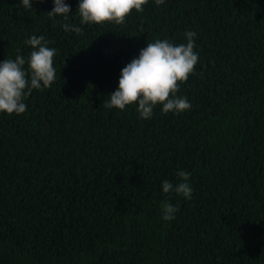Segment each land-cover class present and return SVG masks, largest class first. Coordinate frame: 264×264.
<instances>
[{"label": "trees", "instance_id": "1", "mask_svg": "<svg viewBox=\"0 0 264 264\" xmlns=\"http://www.w3.org/2000/svg\"><path fill=\"white\" fill-rule=\"evenodd\" d=\"M65 3L66 19L53 0H0V63L27 70L33 35L56 50L52 86L0 113V264H264V0H148L99 25ZM189 31L190 110L104 107L147 43ZM179 171L191 199L162 191Z\"/></svg>", "mask_w": 264, "mask_h": 264}, {"label": "clouds", "instance_id": "2", "mask_svg": "<svg viewBox=\"0 0 264 264\" xmlns=\"http://www.w3.org/2000/svg\"><path fill=\"white\" fill-rule=\"evenodd\" d=\"M23 5L31 9L32 0H22ZM54 7L47 13L50 17L69 15L70 6L65 0H53ZM148 0H79L78 14L83 24H102L115 22L122 24L125 18L135 9L143 11ZM157 6L163 5L165 0H155ZM65 31L79 33L81 27L63 25ZM196 32L185 33L186 44L173 45L167 40L157 39L147 43L140 50L138 58H134L122 70L118 81V88L112 92L110 100L104 107L124 110L126 106L136 104L137 112L142 119H150L156 105H162L164 114L180 113L191 109V104L185 97H178L179 84L186 82L194 72L199 61L198 53L194 51V37ZM33 49L27 58L28 69H24L25 58L17 55L15 60L5 59L0 63V113L8 115L23 114L27 105L24 99L33 89L50 88L56 78L53 58L54 48H49L43 36L33 35L25 41ZM179 183L175 186L168 180L163 181L162 191L165 194L175 193L185 199H191L192 187L187 182L190 173L179 171ZM163 219H175L179 210L171 203L161 204Z\"/></svg>", "mask_w": 264, "mask_h": 264}]
</instances>
